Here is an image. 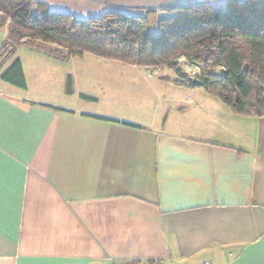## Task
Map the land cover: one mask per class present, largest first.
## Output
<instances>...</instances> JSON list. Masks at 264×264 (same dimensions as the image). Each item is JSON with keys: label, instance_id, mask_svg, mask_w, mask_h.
Instances as JSON below:
<instances>
[{"label": "crops", "instance_id": "obj_1", "mask_svg": "<svg viewBox=\"0 0 264 264\" xmlns=\"http://www.w3.org/2000/svg\"><path fill=\"white\" fill-rule=\"evenodd\" d=\"M229 1L33 0L80 22ZM16 58L26 89L1 78ZM113 64L127 63L25 42L0 59V264H264V117L166 67L162 102L128 99L121 79L151 68Z\"/></svg>", "mask_w": 264, "mask_h": 264}, {"label": "trees", "instance_id": "obj_2", "mask_svg": "<svg viewBox=\"0 0 264 264\" xmlns=\"http://www.w3.org/2000/svg\"><path fill=\"white\" fill-rule=\"evenodd\" d=\"M0 12V28H8L1 60L25 42L62 61L90 53L134 66L167 67L176 73L177 84L204 89L235 114L264 117V0L149 10L140 18L107 14L88 22L49 14L33 0H0ZM182 59L200 69L193 79L184 72ZM216 68L225 69L226 76L211 74ZM1 78L27 88L20 58ZM66 93H74L72 76Z\"/></svg>", "mask_w": 264, "mask_h": 264}, {"label": "rangeland", "instance_id": "obj_3", "mask_svg": "<svg viewBox=\"0 0 264 264\" xmlns=\"http://www.w3.org/2000/svg\"><path fill=\"white\" fill-rule=\"evenodd\" d=\"M222 7L223 6H218V8H222ZM161 15L164 16L165 14H161ZM1 16H2V13L0 12V17ZM181 63H182V67L184 69L188 68L185 60L182 59ZM128 65H130V64H113L114 68H111V69L118 70L117 66H119V67H122V68H120V70H123L124 67H127V68L131 67ZM166 68L165 67H155V68H151V69L148 68V69L151 72V74H153L155 76V75L161 73L163 70H166ZM129 69H131V68H129ZM216 69H218V68H216ZM216 69H211L210 73L213 72L218 77H222L223 72H221V71H223V69L222 70H216ZM197 71L200 72V70H198V69H197ZM132 72H134V71L131 69L129 74H127V76L125 77L127 79V81H123L121 79L122 83H120L121 86H123V88L126 87L128 99L132 98V99L144 100V101H146L147 105H150V106L154 105L156 103L162 102V100H163L162 92L157 93L156 89L154 88V86L152 84V82H153L152 80L155 79V78H153L154 76L149 74V72L148 73L144 72V75L142 77V75L138 71H135V73L139 74V75H137V76L130 75V73H132ZM192 77H194V76H192ZM115 78L116 77L113 76V79H115ZM145 78L149 79V80H146ZM134 84L139 85V86L136 87ZM201 91H202V93H205V92H203L204 90H201ZM211 97L213 99H218L217 97L212 96V95H211Z\"/></svg>", "mask_w": 264, "mask_h": 264}, {"label": "water", "instance_id": "obj_4", "mask_svg": "<svg viewBox=\"0 0 264 264\" xmlns=\"http://www.w3.org/2000/svg\"><path fill=\"white\" fill-rule=\"evenodd\" d=\"M223 69V68H222ZM211 74H214V75H216L215 73H213V72H211ZM222 76L224 77V76H226V71H225V69H223V73H222Z\"/></svg>", "mask_w": 264, "mask_h": 264}, {"label": "built area", "instance_id": "obj_5", "mask_svg": "<svg viewBox=\"0 0 264 264\" xmlns=\"http://www.w3.org/2000/svg\"><path fill=\"white\" fill-rule=\"evenodd\" d=\"M153 75V74H152ZM202 264H212V263H210V262H204V263H202Z\"/></svg>", "mask_w": 264, "mask_h": 264}, {"label": "bare ground", "instance_id": "obj_6", "mask_svg": "<svg viewBox=\"0 0 264 264\" xmlns=\"http://www.w3.org/2000/svg\"><path fill=\"white\" fill-rule=\"evenodd\" d=\"M216 70H222V68H218V69H216ZM221 72H223V71H221Z\"/></svg>", "mask_w": 264, "mask_h": 264}]
</instances>
